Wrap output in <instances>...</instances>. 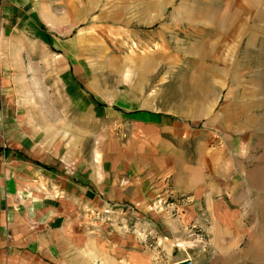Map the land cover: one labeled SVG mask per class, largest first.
I'll return each instance as SVG.
<instances>
[{"label": "crops", "instance_id": "crops-1", "mask_svg": "<svg viewBox=\"0 0 264 264\" xmlns=\"http://www.w3.org/2000/svg\"><path fill=\"white\" fill-rule=\"evenodd\" d=\"M13 1L18 17L31 1L52 34L30 37L21 19L0 31V264H257L264 103L210 105L202 124L153 108L154 71H189L163 44L159 58L120 57L136 82L101 103L80 56L93 18L108 22L99 0Z\"/></svg>", "mask_w": 264, "mask_h": 264}, {"label": "rangeland", "instance_id": "rangeland-1", "mask_svg": "<svg viewBox=\"0 0 264 264\" xmlns=\"http://www.w3.org/2000/svg\"><path fill=\"white\" fill-rule=\"evenodd\" d=\"M5 4L10 5L8 17L13 19L6 22L4 16L7 14L0 13V31L2 27L7 29V24L15 26L21 19L24 26L21 29L30 37L39 31L48 36L52 34L42 20L46 16L38 14L31 1L21 8V17L12 9L15 1L3 0ZM1 7L0 4V12ZM94 8V12H105L108 22H97L96 16L92 17L93 23L101 25V31L89 33V47L83 48L79 55L84 70L90 75V87L101 103H110L117 98L118 91H128L136 82L132 75H119L120 65L128 67L127 63L119 61L120 57L150 55L159 58L161 44L167 47L170 57L184 63L170 66L176 68L178 65L189 71L183 73L175 69L170 75L154 71L147 81L154 91L153 108L169 110L187 119L201 117L202 124L210 105L220 110L247 100L257 102L258 98L264 103V0H99ZM29 23L33 29L29 28ZM47 50L52 53V49ZM31 62L37 65L42 61L40 56H35ZM66 64L62 67L67 69ZM43 66L44 63L38 66V74L48 75ZM233 89L238 90V94H230ZM243 90L248 94L241 95ZM257 141L264 147V135ZM261 164L258 179L263 182L259 181L257 188L264 200V160ZM249 211L250 217L257 219L258 238L251 239L248 244L254 251V262L264 264V207ZM128 214L122 212L124 216ZM112 215L105 214L108 217L105 223H110L106 224V238L114 229ZM115 226L122 231L130 229L128 221L122 220ZM88 260V264L103 262L99 256L89 255ZM74 264L85 263L74 256Z\"/></svg>", "mask_w": 264, "mask_h": 264}, {"label": "water", "instance_id": "water-1", "mask_svg": "<svg viewBox=\"0 0 264 264\" xmlns=\"http://www.w3.org/2000/svg\"><path fill=\"white\" fill-rule=\"evenodd\" d=\"M180 264V263H179ZM181 264H190L188 261L184 262V263H181Z\"/></svg>", "mask_w": 264, "mask_h": 264}]
</instances>
